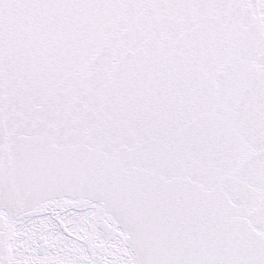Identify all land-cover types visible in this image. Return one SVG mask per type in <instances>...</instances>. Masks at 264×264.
<instances>
[{
  "label": "snow or ice",
  "instance_id": "6c2138e0",
  "mask_svg": "<svg viewBox=\"0 0 264 264\" xmlns=\"http://www.w3.org/2000/svg\"><path fill=\"white\" fill-rule=\"evenodd\" d=\"M0 264H264V0H0Z\"/></svg>",
  "mask_w": 264,
  "mask_h": 264
}]
</instances>
